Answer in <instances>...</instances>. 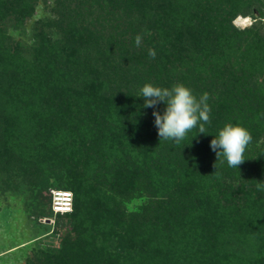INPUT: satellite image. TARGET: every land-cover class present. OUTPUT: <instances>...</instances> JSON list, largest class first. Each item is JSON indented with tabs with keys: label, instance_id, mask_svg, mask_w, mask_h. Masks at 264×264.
Instances as JSON below:
<instances>
[{
	"label": "trees",
	"instance_id": "trees-1",
	"mask_svg": "<svg viewBox=\"0 0 264 264\" xmlns=\"http://www.w3.org/2000/svg\"><path fill=\"white\" fill-rule=\"evenodd\" d=\"M26 1L0 0V21L26 23L37 0ZM55 10L32 47L5 44L0 29V109L50 112L34 139L63 143L35 158L60 157L53 175L74 194L58 245L38 243L26 264H264V0H57ZM240 15L252 27H235ZM145 84L207 92L206 134L160 141L152 113L166 105L144 108ZM226 124L253 137L239 169L210 147ZM39 202L53 213L52 195Z\"/></svg>",
	"mask_w": 264,
	"mask_h": 264
},
{
	"label": "rangeland",
	"instance_id": "rangeland-1",
	"mask_svg": "<svg viewBox=\"0 0 264 264\" xmlns=\"http://www.w3.org/2000/svg\"><path fill=\"white\" fill-rule=\"evenodd\" d=\"M9 1L24 3L30 8L26 0ZM56 1L37 0L34 5V15L26 19V23H19L18 26L17 22L9 17L1 19L0 29L3 38L5 37L4 43L20 41L27 47H32L35 44L34 35L42 28V22L57 18ZM9 7L15 9L19 5ZM254 22L252 17L240 15L233 21V25L238 29H246L252 27ZM4 96L5 93L0 91V98L3 99ZM48 116L50 112L37 113L21 105L0 109V142L7 145L6 148H10V153H2L0 156L1 163L7 157L10 160V165L0 164V264H26L27 257L35 252L38 243L41 247L57 246L59 243L60 236L55 235L54 230L59 222H63L64 215L60 213L61 215L58 216L59 213L54 209L52 213L48 207H44L39 202V199L44 196L49 199L52 195L53 201L55 191H65L59 188L62 183L53 175L56 171V159L60 157L47 153L39 156L40 160L35 158L42 150L48 151V148L53 146L47 142L63 143L61 133L46 141L34 139L36 130L41 129L37 123L47 121ZM261 141L262 138L259 143ZM92 166L93 162H90L88 169L79 168L78 175H85ZM45 177H51V181L46 186L40 187L33 183L35 179ZM68 192L72 193L74 199L73 192ZM152 199L157 201L153 196H149L146 200L152 201ZM175 199L179 200L180 197L177 196ZM240 199L242 201L243 197L241 196ZM142 202L143 199H134L130 206L135 208Z\"/></svg>",
	"mask_w": 264,
	"mask_h": 264
},
{
	"label": "clouds",
	"instance_id": "clouds-1",
	"mask_svg": "<svg viewBox=\"0 0 264 264\" xmlns=\"http://www.w3.org/2000/svg\"><path fill=\"white\" fill-rule=\"evenodd\" d=\"M141 44L142 36L138 34L135 37V46L140 47ZM156 54L155 49H148L150 58L155 59ZM140 97L144 98V108L155 109L161 102L166 105L162 114L156 110L152 113L160 141L179 144L190 130L197 127L199 134H206V125L211 123L207 92L197 98L183 84L174 85L170 89L145 84ZM252 139L250 132L243 126L226 124L219 130L218 136L211 140L210 147L216 153L217 160L223 156L229 167L239 169V165L246 160L244 153ZM257 187L264 188V182H258Z\"/></svg>",
	"mask_w": 264,
	"mask_h": 264
},
{
	"label": "built area",
	"instance_id": "built-area-1",
	"mask_svg": "<svg viewBox=\"0 0 264 264\" xmlns=\"http://www.w3.org/2000/svg\"><path fill=\"white\" fill-rule=\"evenodd\" d=\"M53 209L56 213H69L73 209V195L68 191H55Z\"/></svg>",
	"mask_w": 264,
	"mask_h": 264
},
{
	"label": "bare ground",
	"instance_id": "bare-ground-1",
	"mask_svg": "<svg viewBox=\"0 0 264 264\" xmlns=\"http://www.w3.org/2000/svg\"><path fill=\"white\" fill-rule=\"evenodd\" d=\"M239 20V19H238Z\"/></svg>",
	"mask_w": 264,
	"mask_h": 264
}]
</instances>
